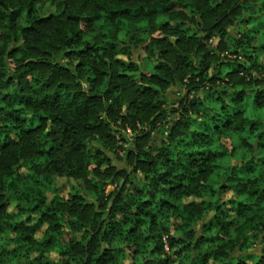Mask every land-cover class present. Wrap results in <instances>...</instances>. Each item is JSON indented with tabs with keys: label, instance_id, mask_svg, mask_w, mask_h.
Instances as JSON below:
<instances>
[{
	"label": "clouds",
	"instance_id": "clouds-1",
	"mask_svg": "<svg viewBox=\"0 0 264 264\" xmlns=\"http://www.w3.org/2000/svg\"><path fill=\"white\" fill-rule=\"evenodd\" d=\"M0 264H264V0H0Z\"/></svg>",
	"mask_w": 264,
	"mask_h": 264
}]
</instances>
